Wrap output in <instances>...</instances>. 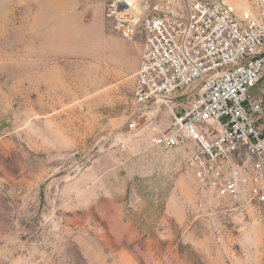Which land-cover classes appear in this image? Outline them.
<instances>
[{"label":"rangeland","instance_id":"obj_1","mask_svg":"<svg viewBox=\"0 0 264 264\" xmlns=\"http://www.w3.org/2000/svg\"><path fill=\"white\" fill-rule=\"evenodd\" d=\"M116 1L0 0V264H264V211L202 199L189 151L135 137L142 39Z\"/></svg>","mask_w":264,"mask_h":264},{"label":"built area","instance_id":"obj_2","mask_svg":"<svg viewBox=\"0 0 264 264\" xmlns=\"http://www.w3.org/2000/svg\"><path fill=\"white\" fill-rule=\"evenodd\" d=\"M118 0L107 17L125 38L140 36L131 128L151 148L185 149L202 199L242 201L264 211V0ZM169 119L162 130L159 117Z\"/></svg>","mask_w":264,"mask_h":264},{"label":"bare ground","instance_id":"obj_3","mask_svg":"<svg viewBox=\"0 0 264 264\" xmlns=\"http://www.w3.org/2000/svg\"><path fill=\"white\" fill-rule=\"evenodd\" d=\"M139 1H140V0H128V2H130V3L133 4L134 6H135V5L138 6V5H139V4H138Z\"/></svg>","mask_w":264,"mask_h":264}]
</instances>
